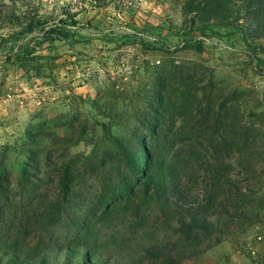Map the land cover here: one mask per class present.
Returning <instances> with one entry per match:
<instances>
[{"label": "rangeland", "instance_id": "1", "mask_svg": "<svg viewBox=\"0 0 264 264\" xmlns=\"http://www.w3.org/2000/svg\"><path fill=\"white\" fill-rule=\"evenodd\" d=\"M244 15L0 0V264H152L171 241L200 250L181 264H264V37ZM178 191L215 234L179 230Z\"/></svg>", "mask_w": 264, "mask_h": 264}, {"label": "trees", "instance_id": "2", "mask_svg": "<svg viewBox=\"0 0 264 264\" xmlns=\"http://www.w3.org/2000/svg\"><path fill=\"white\" fill-rule=\"evenodd\" d=\"M228 3L237 5L238 8H241L245 11L244 18L247 19V22L244 25V29L247 30L251 36L255 38L264 37V0H228ZM69 17L73 18L72 22L76 23L73 15H69ZM253 20V21H252ZM68 19H61L58 23H55L49 27L45 32L50 38V40H55L58 38H69L72 35L71 29H69L67 23ZM36 26L34 24H30L23 29V31L19 32L18 35H24L26 33L33 32ZM246 36L243 37L247 46H250L246 41ZM200 47L202 44L200 43ZM147 163L151 160L147 158ZM178 205L183 208L185 212V216L180 217L181 227L180 231L190 236V234L194 233L195 230H203L208 234H215L216 229L214 225L205 217L200 215V207L196 205L197 199L192 195H188L186 192L178 191ZM202 209V208H201ZM221 239L217 238L216 242H220ZM172 242V241H171ZM168 242L163 245H159L156 248H152L149 250V256L154 259L152 264H181V262L186 259L195 256L200 252L197 247H179L177 241L173 243ZM50 252H54V249H48ZM89 251L85 248L84 251L78 253V260H81L82 264H92L88 259ZM12 263L19 264L20 259L18 255H11ZM109 260V259H108ZM106 259L104 260H95V262L99 264H117L110 263ZM95 264V263H94Z\"/></svg>", "mask_w": 264, "mask_h": 264}]
</instances>
